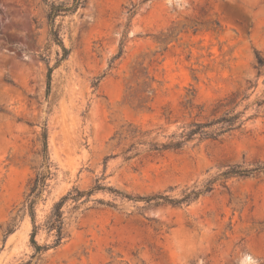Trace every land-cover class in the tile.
I'll use <instances>...</instances> for the list:
<instances>
[{
	"label": "rangeland",
	"instance_id": "rangeland-1",
	"mask_svg": "<svg viewBox=\"0 0 264 264\" xmlns=\"http://www.w3.org/2000/svg\"><path fill=\"white\" fill-rule=\"evenodd\" d=\"M48 11L44 0H0V264H264V171L217 179L183 205L145 206L99 191L77 211L65 207L60 246L35 253L28 213L4 244L42 164L45 124L55 175L38 202L39 223L55 201L98 177L133 196L181 197L228 167L264 164V104H256L264 99L256 57L264 56V0H84L56 20L70 54L49 94L47 60L54 65L62 49ZM146 81L155 92L141 106ZM232 93L248 96L237 110L247 106L251 117L218 140L163 153L137 145L141 154L128 159L131 141L112 139L133 122L167 141L193 120L220 116L231 105L218 102ZM37 240L52 237L41 229Z\"/></svg>",
	"mask_w": 264,
	"mask_h": 264
},
{
	"label": "trees",
	"instance_id": "trees-1",
	"mask_svg": "<svg viewBox=\"0 0 264 264\" xmlns=\"http://www.w3.org/2000/svg\"><path fill=\"white\" fill-rule=\"evenodd\" d=\"M48 6V21L50 25V36L51 39L61 46L62 54L57 59L54 65H51L47 60V93L49 94L51 90V82L54 69L58 67L62 61L67 59L70 54V49L66 47L60 37V32L56 24V20L59 16L67 15L69 13H74L83 4L84 0H72L71 2H60L58 0H44ZM131 16L135 14V11L130 13ZM124 52L123 42L119 52L113 56L109 68H112L114 61L122 56ZM257 67L264 66V56L257 52ZM107 74L105 72L102 76L98 77V83ZM149 77H147L148 79ZM98 85V84H97ZM146 89L143 90L142 94L139 96L141 106H145L148 102L151 94L155 92L154 87L150 82H145ZM245 95L240 101L237 100L236 93L221 99L218 104L224 107L230 106L225 110L220 116L214 117L213 119H208L206 121L193 120L187 126L183 127L181 132H173L168 136L167 141H156L154 139L147 138L150 131L143 130L141 125H137L133 122L123 124L119 129L116 130L112 139H117L119 144L124 140H130L131 143L128 146L126 152L130 153L128 159L137 157L141 154V151L137 150V145H147L148 150L154 153H163L165 151H181L187 144L192 140L203 141V140H218L224 137L226 134L242 128L244 123L251 117H246L247 106L243 110H237L242 100L247 98ZM257 106L260 107L264 104V99L258 100L256 102ZM42 152L43 160L40 168L37 170L29 193L23 203V206L18 209L16 215H14L11 220L7 223L4 229V244L6 243L8 237L14 233L19 227V218L23 217L26 213L29 214L32 222V232H31V245L35 250L36 254H42L51 248H56L60 246L67 237L66 224L67 218L65 212V207L72 205L70 207V212H74L80 209L81 205L88 202L91 197L99 192H110L115 196L121 198H127L133 201H142L145 206L150 205H160V204H171V205H183L189 204L190 202L198 199L200 196L214 189V184L217 179L220 178H230L232 176L246 177L252 175L256 172L264 171L263 165H256L252 168H242L239 165L231 166L222 171L216 178H213L202 187L191 186L187 187L181 197H174L166 193H157L152 195H138L133 196L129 193L122 191L121 189L108 185L104 182L105 176L98 177L95 180L93 186L89 189H81L79 187H73L68 193L63 195L59 200L55 201L50 208V211L46 214L45 219L42 223L38 222L37 205L40 199L43 198L48 187L50 186V180L54 177L55 172L53 169V164L49 155V143H48V128L47 124L42 130ZM97 202L102 205L116 207V203L112 201H105L104 199H97ZM41 229L47 231L48 235L52 237L50 243L41 244L37 240V235Z\"/></svg>",
	"mask_w": 264,
	"mask_h": 264
}]
</instances>
